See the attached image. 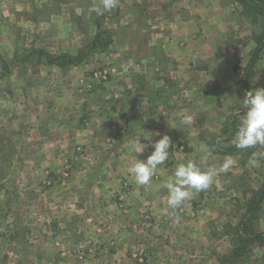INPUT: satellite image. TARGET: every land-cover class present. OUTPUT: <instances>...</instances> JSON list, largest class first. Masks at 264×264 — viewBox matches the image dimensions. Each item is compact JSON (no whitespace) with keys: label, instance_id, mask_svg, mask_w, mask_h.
<instances>
[{"label":"rangeland","instance_id":"1","mask_svg":"<svg viewBox=\"0 0 264 264\" xmlns=\"http://www.w3.org/2000/svg\"><path fill=\"white\" fill-rule=\"evenodd\" d=\"M93 6L101 0H0V59H15L0 89H12L20 102L43 99L47 90L57 108L77 114L65 129L53 126L61 133L39 129L27 143L18 139L20 129H0V264H264L258 240L232 263L224 258L239 244L242 223L248 232L264 233V193L255 216L247 213L253 193L264 192V149L214 150L233 144L221 142V132L229 115L243 114L245 81L249 91L264 87V45L248 65L264 34V5L121 0L103 15L89 13ZM98 24L112 43L76 64L59 68L44 56L39 62L12 57L23 48L78 55L91 46ZM197 46L208 48V56L171 50ZM19 82L30 85L16 87ZM145 94L165 98V113L150 112ZM83 105L96 113L84 124L78 120ZM131 107L136 124L125 129ZM98 114L105 119L100 127ZM184 116L191 123H182ZM184 129L192 130L190 141L173 143ZM156 131L170 137L169 158L147 185H138L128 169L154 151L151 145L163 136ZM138 138L146 146L141 153L132 147ZM228 156L236 163L218 171L207 190L175 211L168 207L166 184L178 164L219 169Z\"/></svg>","mask_w":264,"mask_h":264},{"label":"clouds","instance_id":"2","mask_svg":"<svg viewBox=\"0 0 264 264\" xmlns=\"http://www.w3.org/2000/svg\"><path fill=\"white\" fill-rule=\"evenodd\" d=\"M119 0H101V6H93L89 13L103 15L117 7ZM240 111L234 113L239 119L238 129L233 137V143L239 149H247L257 145L264 147V87L255 88L247 91L242 100H240ZM191 116L182 117V123L185 125L191 123ZM170 137L163 135L158 141L152 144L154 151L145 161L137 159L128 171L134 175L135 182L138 185H147L158 165H162L169 158ZM133 149L137 153L144 151V144L137 141L133 143ZM235 160L228 156L220 164L219 169L210 166L207 170H202L196 163L189 160L186 163H180L176 166L173 176L166 184L168 190L167 204L170 209L175 211L181 205L191 198L195 193L207 190L214 182L218 171L227 172L234 164ZM177 222L179 217L176 218Z\"/></svg>","mask_w":264,"mask_h":264},{"label":"crops","instance_id":"3","mask_svg":"<svg viewBox=\"0 0 264 264\" xmlns=\"http://www.w3.org/2000/svg\"><path fill=\"white\" fill-rule=\"evenodd\" d=\"M174 54V56H178L179 54L184 53L183 55H195L196 52H200V56L204 55L208 56L209 54V50L208 48H205L203 46L201 47H196V48H189L187 47L186 49H178L175 50L174 48L171 49ZM179 52V53H178ZM202 57V58H206V57ZM158 69H162L163 67L158 66ZM3 79V78H2ZM32 81V79H30ZM158 80V79H157ZM188 80L189 84H191V80L192 79H184V82H186ZM19 84L18 86H24V88H26V86L30 85L25 84V82L23 83H16ZM158 86L160 87H164L163 85V80L160 79L158 80ZM186 85H188V83H186ZM148 87V86H147ZM143 88H146V86ZM47 89V88H46ZM27 90V89H25ZM48 92L46 90V95H45V99H40V100H34V99H28L27 102L26 101H22L20 102V100L23 98L21 95L16 96V93L12 90L9 89L7 87H5L4 89H0V103L3 102L4 105L2 107H0V129H20L19 132H17L18 134V139H22L24 140L23 142L27 143L29 140H25L26 138H28L29 135H36L39 132L40 135V131L39 129H44L46 134H50V130L53 129V126L56 124L57 128H61V129H65L64 127L66 126L65 123H69L70 118L75 119L77 116V114H74V112L72 111V108L66 107H61V108H57L56 103H54V100L52 98L48 97ZM145 97H149V100L147 102V108H151L150 112L154 113V112H163V114L165 113V111L162 109L163 105H164V99L163 97H161L159 94L155 95L154 97L148 96V95H144ZM198 96V95H197ZM202 97L203 99H205L206 101H215L216 99L214 97L213 94H204L202 93L201 95H199V97ZM218 99V98H217ZM100 101L102 102L104 99H92L93 102ZM130 100V98L128 99V101ZM40 101V104L38 105L37 109H35V106H37V103ZM151 102V103H150ZM173 102V104L175 102H177V99H175L173 97V100L171 101ZM176 105V104H175ZM45 106V113H43V107ZM165 107V105H164ZM64 108V109H63ZM137 109L135 110L134 108H129L126 111V121H127V127H125V129H131V127H133L135 124H133L134 119L136 118V113ZM74 114V116L72 117V115ZM91 114L96 115V113H91L88 112L86 109H84V105L82 110H80L79 113V122H81L82 124H84L85 122L87 123V121L91 118ZM171 118L172 120H174L175 115H176V108H172L171 109ZM99 117V123H98V127H100V124L103 123V121L105 120L101 114L97 115ZM230 116V115H229ZM55 119H58V121L55 122ZM171 120V121H172ZM126 123V122H125ZM6 124L9 125V127L6 126ZM164 125V124H163ZM49 129V131H48ZM192 131L191 129H184V131L179 135V136H174L173 137V143H176L177 145H179L178 142H176V138H178V141L183 140L184 142H188L190 141L189 136H188V132ZM55 133H61L60 131H53L51 132L52 134ZM157 135H164L163 132L160 133V131H156ZM30 137V136H29ZM34 138V137H33ZM36 138V137H35ZM55 139V138H53ZM160 139V138H159ZM144 144V142H143ZM152 147V146H151ZM1 150V148H0ZM19 159H17L18 161ZM20 161V160H19ZM18 163V162H17ZM104 163V162H102Z\"/></svg>","mask_w":264,"mask_h":264},{"label":"trees","instance_id":"4","mask_svg":"<svg viewBox=\"0 0 264 264\" xmlns=\"http://www.w3.org/2000/svg\"><path fill=\"white\" fill-rule=\"evenodd\" d=\"M121 1V0H119ZM243 1V0H241ZM250 2H255V3H260L264 5V0H250ZM246 6V4H245ZM110 31L109 30H105L102 29L101 25L98 24L97 25V31L96 34L94 35L92 41H91V46L85 51L84 49H80L79 50V54L75 55V56H70L68 54H58V55H54V54H50L47 53L44 50L41 49H37V48H23L22 52L20 53H15L13 54L14 56H12L13 58H18L19 60H21L22 62H32L31 58H29L30 56H34L37 58V62L41 61V58L44 56L45 58V63L48 65H52V66H57L59 68H65L67 65H72V64H76L78 63L80 60H82V58L84 59L90 52V50L92 49H99V50H106L107 47L112 43V36H110ZM262 45H264V34L262 37V40L258 41V45L256 46L255 50L253 51V55L249 61V66H251L256 59L259 57V54L261 52V47ZM15 59H0V64H2V67L5 69L3 70L2 75L0 74V77L2 76H6L8 72V68H10V63L14 62ZM35 63V62H33ZM248 66V67H249ZM2 70V68H1ZM4 72L6 74H4ZM249 73V72H248ZM247 73V76H248ZM246 80V78H245ZM243 89H247L248 87L246 86V81L245 83L242 85ZM246 91V92H247ZM245 92V93H246ZM238 124H239V120L238 118L234 117L233 115L229 116L228 122L225 125V127L223 128L221 134L225 135L226 137L222 139L221 142H230L237 129H238ZM228 129V130H227ZM259 145L255 146V147H251V148H247L248 149V153L249 154L251 152L252 149L258 147ZM261 148V146H259ZM264 149V147H263ZM216 152H227L228 154H233L236 152H240L243 151L242 149H239L235 146V144L233 143L232 145L229 146H224V145H217V149H214ZM246 150V149H244ZM262 193L263 189H260L256 192L253 193V195L249 198L248 200V209H247V213L248 215H252L253 217L255 216V212L258 210L259 208V204L261 203L262 200ZM245 222V220H244ZM248 223V222H246ZM246 223H242V228H240V231H238V236L237 239L239 241V244L237 245L235 243V246L232 248L231 253L227 254L224 258L225 261L228 263H232V260H234L235 257H239L241 256L244 252H246L247 250V245L254 243L256 240L258 241H262L264 242V233H255L254 231L248 232L245 229ZM243 242V243H242ZM242 243V244H240Z\"/></svg>","mask_w":264,"mask_h":264}]
</instances>
